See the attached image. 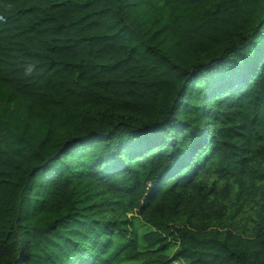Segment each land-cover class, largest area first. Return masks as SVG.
<instances>
[{"label":"trees","instance_id":"1","mask_svg":"<svg viewBox=\"0 0 264 264\" xmlns=\"http://www.w3.org/2000/svg\"><path fill=\"white\" fill-rule=\"evenodd\" d=\"M0 105V264H264V0H0Z\"/></svg>","mask_w":264,"mask_h":264},{"label":"rangeland","instance_id":"2","mask_svg":"<svg viewBox=\"0 0 264 264\" xmlns=\"http://www.w3.org/2000/svg\"><path fill=\"white\" fill-rule=\"evenodd\" d=\"M1 106V105H0ZM5 106V105H2ZM10 109H14L15 107H13V105L9 106ZM244 221L247 222L248 221V217H249V211L247 210V208H245V213H244ZM136 228L139 231L140 234L146 233L150 230V228L145 225L143 222L141 221H136ZM122 264H127V263H122ZM180 264H184V263H180Z\"/></svg>","mask_w":264,"mask_h":264},{"label":"built area","instance_id":"3","mask_svg":"<svg viewBox=\"0 0 264 264\" xmlns=\"http://www.w3.org/2000/svg\"><path fill=\"white\" fill-rule=\"evenodd\" d=\"M173 264H180V262H174Z\"/></svg>","mask_w":264,"mask_h":264}]
</instances>
